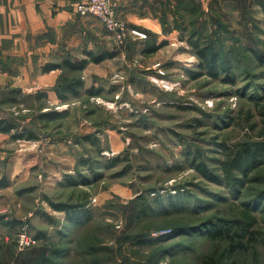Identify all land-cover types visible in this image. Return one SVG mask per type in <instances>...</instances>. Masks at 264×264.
<instances>
[{"label":"rangeland","instance_id":"1","mask_svg":"<svg viewBox=\"0 0 264 264\" xmlns=\"http://www.w3.org/2000/svg\"><path fill=\"white\" fill-rule=\"evenodd\" d=\"M186 1L175 0L169 16L158 11L159 35L128 24L145 37L124 46L91 16L103 37L93 55L115 57L84 59L86 72L63 68L47 87L0 85V118L16 125L0 132V182L9 183L0 189V264L41 256L59 264H201L212 255L220 264H264V164L244 185L229 182L224 167L245 144L264 141V11L260 0ZM195 41L222 53L218 77L199 67ZM75 80L84 83L78 94L64 92ZM54 111L64 114L43 117ZM21 132L34 138L17 139ZM53 204L80 205L91 219L75 226ZM211 214L252 223L247 248L230 256L227 239L200 234ZM184 223L196 229L138 243ZM24 229L42 238L38 246L19 249Z\"/></svg>","mask_w":264,"mask_h":264},{"label":"crops","instance_id":"2","mask_svg":"<svg viewBox=\"0 0 264 264\" xmlns=\"http://www.w3.org/2000/svg\"><path fill=\"white\" fill-rule=\"evenodd\" d=\"M87 1L0 0V85L12 81L23 88L47 87L48 76L61 70L45 72L48 64L89 60L95 51L94 43L103 37L97 30L102 28L99 22L76 11L79 3ZM197 1L206 7L207 0ZM111 3L118 17L129 25L148 27L159 35L162 32L159 14L163 18L166 11L169 16V7L174 8L175 0H111ZM89 69L90 65L85 72Z\"/></svg>","mask_w":264,"mask_h":264},{"label":"trees","instance_id":"3","mask_svg":"<svg viewBox=\"0 0 264 264\" xmlns=\"http://www.w3.org/2000/svg\"><path fill=\"white\" fill-rule=\"evenodd\" d=\"M237 1L241 3L244 7H247L248 1L250 0H237ZM251 1H255V0H251ZM182 2L184 3L186 2V4H189L186 0H182ZM190 2H193V0H191ZM211 2H212V5H215V6L218 5L220 7L223 6L222 0H212ZM260 2H261L260 4L261 8L264 11V0H260ZM193 4H194L193 9L199 7L198 4L196 3H193ZM215 6H212V7H215ZM194 33H196V31ZM162 46L163 45H157V47H155V49L152 52L159 50ZM192 46L196 49L195 55L200 60L199 67L200 68L207 67L208 74H210V76L218 77L219 67L222 66L220 65V61L222 63H225L221 59L222 53L213 49L212 45L210 44H206L204 47H201L199 44V41H195ZM115 56H116V53H111V54L104 53L99 56L90 55V60L93 63L99 64L107 60L108 58H113ZM87 64H88L87 60H82L78 62H72L70 60H66L60 64H48L45 67L44 71L51 72L52 70H58V69H63V68H67L72 71H84L86 69ZM203 75H204L203 73L193 74V78L197 79ZM83 85H84L83 81L75 80L73 83H68L65 87H62V88H63V91L66 93L68 92L71 94H78V89L82 88ZM59 94L61 97L63 96L61 91ZM39 95L40 94H37L36 97H39ZM46 96L47 95H45V97ZM63 114L54 111L53 113L44 114L43 117L48 118L49 120H55L57 118L62 117ZM14 130H16V125L14 123L6 119L0 118V132L9 134V133H12ZM14 136L17 139H24L26 137L34 138L33 135L29 136L26 132H21ZM262 137H264V132L262 133ZM116 160L117 158L113 159L112 162ZM262 164H264V141L256 143L254 145L245 144L243 149L236 153V156L234 157V159H232L229 162H226L224 167L227 172L226 176L229 182L235 185L237 184L244 185V178L248 176L251 171H253L255 168H257L258 166ZM197 168L200 169L205 176L209 178H215V176H213V172L208 168L206 164L200 163L199 165H197ZM235 172H239L242 178L236 177L234 175ZM8 185L9 183H7L5 179H3V181L0 182V189L3 187H7ZM258 198H262V197L258 195L255 197V200H259ZM53 207L57 211L66 212L69 216L68 217L69 222L75 226H80L81 224H84L91 219L90 214L87 211H83L80 205H73V204L72 205H68V204H55L54 205L53 204ZM153 208L154 207H151V206L141 208L137 214L138 219L142 216L147 215L150 210L154 211ZM1 222H3V220L0 219V223ZM5 224L9 225V223H5ZM202 226H208L209 229L200 234H205V236L210 237L211 239H214V240H217L219 238L227 239L229 243V248L227 249V251H228V255L230 256H233L239 251L245 250L247 248L246 246L247 244L244 243L246 237L248 235L250 236L254 235V233L251 234L250 232L252 223L250 222L245 223L239 218H234V219L225 218L223 216H219L218 214H211L210 217L206 220V222ZM192 228L196 229L195 227L184 223L181 225H175L174 229L173 227L169 229L172 230V233L173 232L183 233L184 231L192 230ZM250 238H252L253 240V237H250ZM36 239L39 241V243L37 244L38 246L42 238L38 236ZM161 239L162 237L152 238L151 236H149L147 239L139 237L138 243L139 244L155 243ZM80 246L84 250H87L88 252H90V254H93L94 256L96 255V252L94 251L95 249H92L94 247H90V250H88L89 248L88 246H85L82 244H80ZM34 247L31 248V250L34 249ZM46 261L49 262V264H59L57 261H54L53 259H46V257H42V256L37 257L36 259H34L33 257H29L25 259L23 264H47ZM201 264H220V259H218L217 256L212 255V256H209L203 259Z\"/></svg>","mask_w":264,"mask_h":264},{"label":"built area","instance_id":"4","mask_svg":"<svg viewBox=\"0 0 264 264\" xmlns=\"http://www.w3.org/2000/svg\"><path fill=\"white\" fill-rule=\"evenodd\" d=\"M77 13L82 16H94L106 27L119 46H124L133 36L145 37L144 34L131 28L127 22L118 17L111 0H89L79 3L76 8ZM172 233L171 229H165L152 234L154 238L163 237ZM39 241L29 235L26 229L18 237L20 250H25L38 244Z\"/></svg>","mask_w":264,"mask_h":264}]
</instances>
